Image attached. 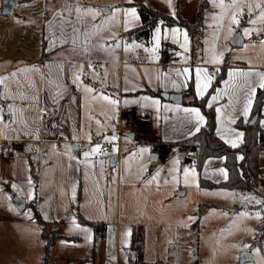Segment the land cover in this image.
Listing matches in <instances>:
<instances>
[{
	"label": "rangeland",
	"instance_id": "rangeland-1",
	"mask_svg": "<svg viewBox=\"0 0 264 264\" xmlns=\"http://www.w3.org/2000/svg\"><path fill=\"white\" fill-rule=\"evenodd\" d=\"M133 1L64 0V4L85 20L92 35L104 31L112 37L111 47L119 56L122 29L142 23ZM142 1L172 15L175 23L162 20L151 38L135 42L143 58L168 46L163 39L169 34L177 43L169 49L184 60L222 67L228 57L233 65L264 67V0H207L203 25L193 35L181 24L184 19L198 20L204 0ZM238 32L246 41L234 45L231 40ZM125 37L128 50L129 35ZM21 68L17 85L26 106L22 109L21 98L4 100L14 85L11 75L4 73L0 112L8 108L12 122L18 124L24 117L37 128L44 124L42 72H30L27 65ZM91 122L97 128L96 140L117 139L113 134L119 128L117 118L110 123L90 116L87 125ZM128 139L124 138L122 152L115 142L102 152L100 142L92 139L74 153L72 143L62 139L63 151L50 142L26 152L29 144L22 143L7 164L0 158V264L70 260L91 264L94 257L97 264H264V237L259 240L264 233V179L251 190L202 185L196 161L163 151L152 165L149 146ZM114 154L119 158L116 166L111 165ZM260 162L264 167V149ZM180 190L185 194L178 195ZM16 196L25 200L23 209ZM180 212L184 217L179 220ZM198 217V226H192ZM41 219L50 233L60 228L61 236L49 249ZM243 252L253 259L241 263Z\"/></svg>",
	"mask_w": 264,
	"mask_h": 264
},
{
	"label": "crops",
	"instance_id": "crops-1",
	"mask_svg": "<svg viewBox=\"0 0 264 264\" xmlns=\"http://www.w3.org/2000/svg\"><path fill=\"white\" fill-rule=\"evenodd\" d=\"M3 1L0 0V75H11L14 84L4 100L21 98L23 109L26 99L19 97L17 85L21 67L27 65L32 67L30 72H42L40 100L44 122L36 128L30 119L22 117L23 120L16 124L11 121L12 110L7 108L0 112V141H14L10 149L0 148L3 164L14 159L22 143L29 144L25 151L31 152L42 144H57L63 139L66 140L64 143L71 142L73 152L75 148L77 151L74 153H78L83 143L90 144L93 139V142H100L102 152L106 151L107 148L102 149L105 142L95 138V123L87 125L90 116L105 118L110 123L117 118L123 131L121 145L117 144L118 137L113 140L115 143L108 144L114 143L119 152H122L125 137L130 138L128 142H134L138 134L150 138L159 135L165 141L174 142L195 134L206 123L205 112L197 105L185 104L184 99L189 98L186 93L191 81L195 95L203 97L216 77L208 75L209 66H203L194 59L184 60L169 49V46L177 47L176 40L169 34L163 39L168 46L156 56L143 58L138 54L141 50L135 43L141 39L137 34L129 36L130 47L125 49L124 31L127 29L124 28L117 56L111 47L115 45L113 38L104 31L100 35H92L82 17L68 12L64 0H19L11 14L3 12ZM125 2L127 4L128 1ZM106 11L109 12L108 9ZM138 25L133 24L130 28ZM245 41L243 38V43ZM225 66V77L207 101L216 109V134L230 145L237 146L244 139V131L237 121L242 119L243 123H248L251 120L257 91L264 85V67L246 62L236 65L228 62ZM113 73L117 77L112 78ZM162 92L182 93L183 100L177 103L163 97ZM125 107L135 108L140 113L121 112L120 109ZM48 108L52 115L45 119L43 111ZM192 110L198 111L203 121ZM260 124L264 127V105ZM117 130H113L115 136H118ZM126 132H134L135 135L131 138ZM149 148L151 152L158 153V159L163 151L171 152V156L185 151L184 160H191L193 151L192 146L185 148L168 143L159 146L158 150ZM118 159L117 156V163ZM224 159L208 158L199 170L200 175L213 182L225 180L228 170ZM185 192L180 190L178 195ZM177 217L180 220L184 214L180 212ZM199 220L200 217L192 226H198ZM93 261L91 264H97L95 257Z\"/></svg>",
	"mask_w": 264,
	"mask_h": 264
},
{
	"label": "trees",
	"instance_id": "trees-1",
	"mask_svg": "<svg viewBox=\"0 0 264 264\" xmlns=\"http://www.w3.org/2000/svg\"><path fill=\"white\" fill-rule=\"evenodd\" d=\"M207 3L204 0L201 3L198 20L196 22L183 20L181 25H186L193 35V32L200 29L203 25V6ZM133 4L138 7V10L142 17V23L136 27L127 29L124 31L125 35L129 36L137 34L139 38H150L153 28L159 24L160 21H167V24H175L171 21L172 15L152 8L144 3L142 0H134ZM229 62L228 57L224 62L227 65ZM223 65L221 72L216 76V80L212 83L208 93L203 97H198L194 93V85L191 81L186 95L189 98L184 99L185 104L197 105L206 114V123L195 134L174 142L165 141L161 136L157 135L155 138H150L143 134L135 136L137 143L141 145H149L154 150H158L159 146L168 143L175 144L180 147L192 146L193 150H196L197 160L195 164L199 170H202L205 161L210 157H224V165L228 170L227 178L223 181L213 182L203 176H201V184L206 186H223L231 189L251 190L256 189L264 179V167L260 162V154L264 149V127L260 124L262 117V107L264 105V87L259 88L256 95V100L252 110V116L258 114V119L255 124L251 125L243 123L242 119L237 121V125L244 131L243 142L237 146L230 145L224 139L216 134V109L214 105H208V97L221 81L225 77L226 66ZM150 93L156 92L149 90ZM158 94V93H156ZM42 220L43 230L42 236L46 239V246L49 249L52 244L61 236L60 228L57 227L53 232H49L46 223ZM103 224V223H102ZM264 233L259 236V240H262ZM260 243V242H259ZM48 256V254H47Z\"/></svg>",
	"mask_w": 264,
	"mask_h": 264
},
{
	"label": "water",
	"instance_id": "water-1",
	"mask_svg": "<svg viewBox=\"0 0 264 264\" xmlns=\"http://www.w3.org/2000/svg\"><path fill=\"white\" fill-rule=\"evenodd\" d=\"M19 0H4L3 1V12L5 14H11L14 12V5L18 2ZM231 43L234 44V45H241L243 44V37L241 35L240 32H238L234 38L231 40ZM161 95L165 98H170L171 100L177 102V103H181L182 100H183V94L182 93H168V92H162ZM0 99H1V91H0ZM258 119V114H255L251 120L249 121V123L251 125L255 124V122L257 121ZM127 136L133 138L135 133L134 132H126L125 133ZM77 146V145H74V147ZM77 150H75L74 148V152H76ZM158 153L157 152H152L151 153V163L152 165H155L156 162H157V159H158ZM186 156V152L185 151H182L180 153V157L182 160H184ZM117 164V155L114 154L111 158V165L112 166H115ZM15 202L16 204L18 205V207H20L21 209L24 208L25 206V200L16 196L15 197ZM250 259H253V255L249 252H243L242 255H241V263H243L244 261L246 260H250ZM68 264H79L77 261H74V260H70L68 262Z\"/></svg>",
	"mask_w": 264,
	"mask_h": 264
},
{
	"label": "built area",
	"instance_id": "built-area-1",
	"mask_svg": "<svg viewBox=\"0 0 264 264\" xmlns=\"http://www.w3.org/2000/svg\"><path fill=\"white\" fill-rule=\"evenodd\" d=\"M221 72V67H208L207 69V73L209 76H212V77H216L217 75H219ZM121 112H132V113H136L137 115L140 113L138 110H136L135 108H132V107H125V108H122L120 109ZM52 115V110L51 109H45L43 111V116L45 119L49 118L50 116ZM117 135H118V141H117V144L120 146L121 145V139H122V136H123V131L121 129V127L119 126L118 130H117ZM14 143V141H3L1 142L0 141V148L1 149H10L12 144ZM109 144L108 143H103L102 144V149H106L108 148ZM57 149L58 150H61L62 149V140H59L58 143H57ZM191 160L192 161H196L197 160V153H196V150H193L191 152Z\"/></svg>",
	"mask_w": 264,
	"mask_h": 264
},
{
	"label": "snow or ice",
	"instance_id": "snow-or-ice-1",
	"mask_svg": "<svg viewBox=\"0 0 264 264\" xmlns=\"http://www.w3.org/2000/svg\"><path fill=\"white\" fill-rule=\"evenodd\" d=\"M262 87H264V85H261ZM193 112H195V115H196V117L200 120V121H203V117L202 116H200V114H199V112L198 111H196V110H192ZM199 129H197V131H198Z\"/></svg>",
	"mask_w": 264,
	"mask_h": 264
}]
</instances>
